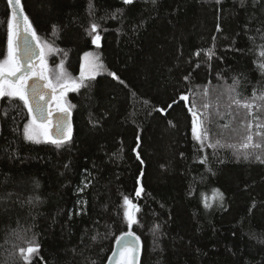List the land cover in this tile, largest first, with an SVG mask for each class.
Returning a JSON list of instances; mask_svg holds the SVG:
<instances>
[{"label": "trees", "instance_id": "1", "mask_svg": "<svg viewBox=\"0 0 264 264\" xmlns=\"http://www.w3.org/2000/svg\"><path fill=\"white\" fill-rule=\"evenodd\" d=\"M22 5L35 41L51 45L44 57L62 83L79 82L85 53H94L103 68L85 80L88 87L65 93L73 134L60 147L25 140L28 109L19 99L0 98V264H25L18 251L25 239L40 245L31 264H107L128 231L140 237V264H264V163L254 158L264 160V142L258 149L200 151L189 111L195 103L192 111L210 128L212 142H243L244 110L237 115L235 106L228 108L227 89L238 78L237 90L250 96L264 79L253 62L264 60L256 31H264V8H242L239 0ZM10 18L7 0H0V62L7 57ZM227 123L237 132L221 127ZM245 151L254 155L244 159ZM204 156L208 162L201 164ZM214 189L223 200L209 199L205 208L204 196ZM125 196L139 208L131 229Z\"/></svg>", "mask_w": 264, "mask_h": 264}, {"label": "snow or ice", "instance_id": "2", "mask_svg": "<svg viewBox=\"0 0 264 264\" xmlns=\"http://www.w3.org/2000/svg\"><path fill=\"white\" fill-rule=\"evenodd\" d=\"M133 2L134 0H122V3L125 5H131L133 4ZM151 2L155 4L156 0H151ZM239 4L242 8L249 5H251L252 7L264 8V2H262V0H239ZM7 6L11 10V18L7 20V57L2 62H0V98L7 97L9 100L19 99L23 101L24 106L28 109V113L32 118L23 126V137L25 140L38 144L42 142L41 138H43V142H50L57 147H60L71 140V125L68 123L66 117L58 119L53 125L51 121L48 120V116H51L52 113L48 112L46 116V109L44 105L39 102L40 100L44 99V94L42 92L41 86H39L35 82H33L31 85L27 83V81L31 79V76L29 75V73L31 72V68L27 65L30 64V61L35 55V53L28 46V36L30 35L34 40L37 41H39V37L36 35L35 29L29 21V18L24 14L22 0H7ZM89 7H92L91 2L89 4ZM117 11L119 12L120 10ZM261 24L264 25V20L261 21ZM246 27L247 25H245V28ZM98 28V24H91V32H97ZM216 30L217 32L221 31L219 24H217ZM256 31L259 34V39L261 41H264V31H262L261 29H257ZM21 33L24 34L25 41V47L22 49V56L20 45L18 43ZM99 40L100 37L99 35H97L93 39V43L99 46ZM213 40L215 41V37H213ZM253 43H256L254 38ZM258 47L264 49V43H261ZM45 48H47L49 51L52 50L51 45H49L47 42H44V44L41 45V70L37 73V75L40 79L46 80L47 77L44 75L46 66L43 61ZM213 54V50L210 48L208 50V55L211 56ZM89 55L91 54L85 53V56ZM196 55L199 56L200 52H197ZM258 56L260 58H264V50H259ZM98 59L99 58L97 57V61ZM21 60H23L24 63H21ZM253 62L257 64V67L261 72V76L262 78H264V60H254ZM196 66L199 67V64H197ZM59 67H63L62 63ZM102 68V63H90L89 65L90 73L91 71H96ZM110 75H112L116 80H119L120 83H123V81L120 80L116 73L113 72L110 73ZM94 78L95 77L91 74L86 75L84 66L82 65L79 83L72 81L70 85L66 83L65 85L61 86V94L57 97L58 110L64 114H67L69 111V108L65 107L61 103L64 91L69 90V88L72 91H76L81 87H88V85L85 83V80ZM184 79L187 80L188 77L185 76ZM240 84V79L234 78L232 85L228 87L227 91L229 93L228 108L231 109L233 106H235L237 115H239V110H244V117L241 121L244 130V135L242 136L243 142L238 146L234 144L222 143L220 139H215L214 142H212V137L210 136V128L206 126L205 121H202L200 119V115H198L197 112L192 111V108L196 106L195 103H193L192 107L189 108V111L192 112L193 116L192 133L193 138L200 145V151H203L205 146L213 149L225 146L231 148L238 147L245 150L249 148L258 149L261 147V142H264V79H262V81L260 82L259 88L253 87L250 96L242 97V93L237 90L240 87ZM29 88L31 89V95H29ZM53 90L55 91V89ZM203 94L205 96L208 95L207 88H205ZM180 99L188 101L189 97L182 94ZM31 101H35L36 103L33 105ZM145 103H147V101H145ZM173 103H176V101H173ZM167 107L171 108L172 105L169 104ZM210 107L211 105L207 103L203 104V108L205 109H208ZM159 111L165 112V109H159ZM36 112H39L40 115H34V113ZM228 114L232 115V112L230 111ZM217 115H219V113H217ZM4 116H7V112L4 113ZM221 118H223V116H221ZM37 120H39L40 123H37ZM207 122L210 123L211 121L207 120ZM221 127L223 129L231 128L233 133L237 132V129L232 128L230 123L224 124ZM138 147L139 144L137 145V148ZM242 155L244 159H248L250 156H253L254 153L245 151L242 153ZM137 158L139 159V153H137ZM254 158L264 163V160L261 159V156L254 155ZM142 162L143 161H141V163ZM207 162V156L202 157L200 160L201 164H205ZM210 170L211 169H209V171ZM86 186L87 185H85V187ZM80 191H83V189H80ZM141 192L142 188L138 189L136 191V196L139 197L141 195ZM35 199H38V197H36ZM209 199H219L220 201H222L223 193L220 192L219 189H214L211 197L204 196L205 208H210L212 206L211 203H209ZM123 202L125 206L123 214L125 219L127 220L128 228L131 229L133 224L138 223V220L133 215V212H138L139 208L127 196L123 197ZM27 203H33V199L29 198ZM156 227L158 229L159 225H157ZM128 237H134L135 242L129 240ZM18 238L23 239V237ZM93 239H95V237H93ZM24 242L27 246L20 247L18 251L21 258L25 261V264H31V258L34 255H38L40 245L36 243L34 239H25ZM116 242L121 251L119 253L113 252L112 259H115L119 255L120 259L117 261V264H135L140 251V237L136 236L134 232L128 231L118 237ZM93 264H95V262H93Z\"/></svg>", "mask_w": 264, "mask_h": 264}, {"label": "water", "instance_id": "3", "mask_svg": "<svg viewBox=\"0 0 264 264\" xmlns=\"http://www.w3.org/2000/svg\"><path fill=\"white\" fill-rule=\"evenodd\" d=\"M18 43L20 45L21 56H22V49L25 47V41H24V34L23 33H21V36H20ZM28 46L35 53L32 60L30 61V64L27 65L29 67V66L33 65L37 59H39L41 51H40L39 46L37 45V42L30 35L28 36ZM21 63H24V61L21 60ZM33 82H35L39 86H41L42 92L44 94V99L40 100L39 102L44 105V107L46 109L45 115L47 116V113L49 112V106L53 100L54 92L51 89H49L46 85V82L43 79H40L38 76H33V77H31V79H29L27 81V83L29 85H31ZM29 95H31V89L30 88H29ZM31 102L33 103V105L36 103L35 101H31ZM34 115L39 116L40 113L36 112V113H34ZM62 117H66L68 123L71 125L72 134H73L72 117H71V114L69 111L67 114L61 113L60 111L54 112V113H52L51 116H48V120L51 121V123L54 125L55 122ZM192 120H193V117H192ZM37 123H40V121L37 120ZM53 138H55V137H53ZM128 239L135 242L134 237H128ZM120 251L121 250L118 247L117 242H116L114 249L112 251V254H113V252L119 253ZM112 254L109 257L107 264H117V261L120 259L119 255L115 259H112ZM140 257H141V245H140V251H139L138 257L135 261V264H140Z\"/></svg>", "mask_w": 264, "mask_h": 264}, {"label": "rangeland", "instance_id": "4", "mask_svg": "<svg viewBox=\"0 0 264 264\" xmlns=\"http://www.w3.org/2000/svg\"><path fill=\"white\" fill-rule=\"evenodd\" d=\"M37 45L39 46L40 51H41V47H40V45H39L38 43H37ZM90 54H91V55H89V56H85V55H84V56L82 57V60H81V66H82V65L84 66V70H85L86 75L91 74V75H93L94 77H96V76L98 75L100 69H99V70H96V71H91V73H90L89 65H90V63H100V61H99V59H98V61H97V56H96L94 53H90ZM43 61H44V64H45V66H46V69H45V71H44V75L47 77L46 80H45V79H43V80L46 82V85H47V87H48L49 89H51L54 93L57 92L56 97L53 96L52 103H51V105L49 106V112L53 113L54 111H59L58 108H57V97L60 96V94H61V90L58 91V90H57L58 87H54V86H53L54 84H53L52 82L57 83L56 80H58V82L60 81V84H62V85H65L66 83L70 85L72 81H71V82H68V81L65 82V81H64V83H62L63 80H64L65 78L62 77L61 74L57 76V75H55L51 70L49 71L48 63L46 62V59H45L44 56H43ZM81 66H80V71H81ZM29 67L31 68V72L29 73V75H30L31 77H33V76H38L37 73L41 70V56L39 57V59H37V60L34 62L33 66H29ZM80 71H79V76H80ZM53 76L55 77V81L52 80V77H53ZM75 82L79 83L78 81H75ZM60 84H56V85L59 86ZM62 85H60L59 87H61ZM55 88H56V89H55ZM53 89H55V91H54ZM69 90H70V88H69ZM69 90L64 91V93H63V97H64L65 93H66L67 91H69ZM61 103L63 104V99L61 100ZM63 105H64V104H63ZM41 139H43V138H41ZM218 200H219V199H216L215 203H216Z\"/></svg>", "mask_w": 264, "mask_h": 264}, {"label": "flooded vegetation", "instance_id": "5", "mask_svg": "<svg viewBox=\"0 0 264 264\" xmlns=\"http://www.w3.org/2000/svg\"><path fill=\"white\" fill-rule=\"evenodd\" d=\"M31 66H33V65H31ZM78 78L80 79V76H79ZM54 112H57V111H54ZM54 112H53V113H54Z\"/></svg>", "mask_w": 264, "mask_h": 264}]
</instances>
